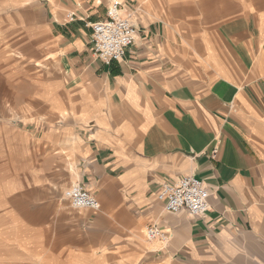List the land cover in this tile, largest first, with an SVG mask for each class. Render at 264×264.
Masks as SVG:
<instances>
[{"label": "crops", "instance_id": "obj_1", "mask_svg": "<svg viewBox=\"0 0 264 264\" xmlns=\"http://www.w3.org/2000/svg\"><path fill=\"white\" fill-rule=\"evenodd\" d=\"M112 1L0 0L3 119L40 153L16 196L44 205L30 220L6 195L0 251L47 248L22 264H264V0H120L136 41L106 63L88 24ZM57 168L101 209L63 207ZM188 175L210 189L205 216L157 200ZM155 225L168 241L146 239Z\"/></svg>", "mask_w": 264, "mask_h": 264}, {"label": "built area", "instance_id": "obj_2", "mask_svg": "<svg viewBox=\"0 0 264 264\" xmlns=\"http://www.w3.org/2000/svg\"><path fill=\"white\" fill-rule=\"evenodd\" d=\"M107 10L106 19L88 26L92 29V54L96 59L106 63L120 61L126 56V51L136 41L135 12L122 13V2L113 0ZM74 13L68 14V21L76 22ZM214 156L218 152L215 150ZM157 194V200L164 205L168 213L185 211L191 216H205L210 210V189L195 176L188 175L177 183L164 184ZM66 197L72 207L76 209L100 210L97 197L82 185L69 187ZM146 239L152 241L161 239L168 241L166 234L158 226H148L145 229Z\"/></svg>", "mask_w": 264, "mask_h": 264}, {"label": "rangeland", "instance_id": "obj_3", "mask_svg": "<svg viewBox=\"0 0 264 264\" xmlns=\"http://www.w3.org/2000/svg\"><path fill=\"white\" fill-rule=\"evenodd\" d=\"M3 98H6V91L3 88H0V208L5 205L6 195L13 192V196H15L13 202L14 208L19 209V211L21 212L24 209L26 212L25 216H27V218H29L30 220H36L39 217L38 214H41V209L44 207L43 204H39L40 200H38L37 198L39 196L36 195V193L31 194L29 200H23L20 195H16L18 194V189L20 188L19 179L22 178L24 174L27 175L26 178L35 179V177H37L35 164L40 153H37L35 151L32 140H30L32 146H28V144L26 145V143L23 145H19L18 143H16L17 137L12 134L11 131L8 130V125L3 119L4 117H6L7 113L6 108L2 107L1 105V103L4 101ZM34 137L37 138L36 136ZM57 170H60V174H62V179L61 183H58V185H56L53 189V191H55L56 193L55 198L61 199V201L63 202V207H72L70 201H68L66 197V193L68 192L69 187L74 184L70 182L66 183L65 174L63 173V171L60 168H57ZM7 183H12V185H7ZM52 198H54L53 195H46L47 200ZM22 205H24V207H21ZM41 206L42 208L39 209V207ZM48 207L49 206H47L46 208L49 209ZM30 208H32V210H35L33 211L34 213L31 212ZM5 220L6 218L3 219L0 217V224L2 225V223H5ZM41 250L46 252L47 248H17L15 251L4 249L3 251H0V257L15 258L19 264H22L25 261H31L37 258L39 253H41ZM50 250L54 252L57 251L58 248L54 247ZM52 259L57 258L54 256ZM54 264L64 263L62 261H57L54 262Z\"/></svg>", "mask_w": 264, "mask_h": 264}]
</instances>
